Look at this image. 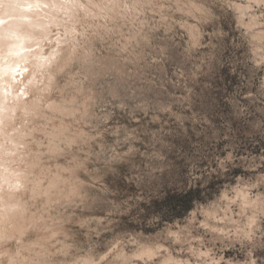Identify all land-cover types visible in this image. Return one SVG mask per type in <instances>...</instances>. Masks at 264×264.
I'll return each instance as SVG.
<instances>
[{
  "label": "clouds",
  "instance_id": "obj_1",
  "mask_svg": "<svg viewBox=\"0 0 264 264\" xmlns=\"http://www.w3.org/2000/svg\"><path fill=\"white\" fill-rule=\"evenodd\" d=\"M0 264H264V0H0Z\"/></svg>",
  "mask_w": 264,
  "mask_h": 264
}]
</instances>
